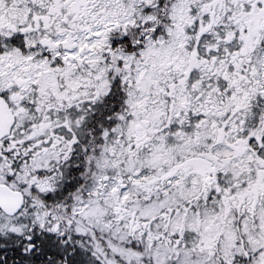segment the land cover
<instances>
[{
	"label": "snow or ice",
	"instance_id": "6c2138e0",
	"mask_svg": "<svg viewBox=\"0 0 264 264\" xmlns=\"http://www.w3.org/2000/svg\"><path fill=\"white\" fill-rule=\"evenodd\" d=\"M0 264H264V0H0Z\"/></svg>",
	"mask_w": 264,
	"mask_h": 264
}]
</instances>
